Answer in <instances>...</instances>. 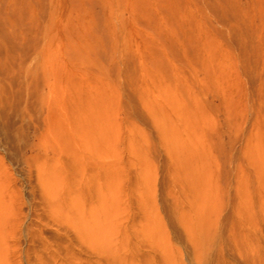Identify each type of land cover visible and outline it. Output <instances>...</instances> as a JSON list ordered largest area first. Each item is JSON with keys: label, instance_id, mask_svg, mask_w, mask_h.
Segmentation results:
<instances>
[{"label": "rangeland", "instance_id": "obj_1", "mask_svg": "<svg viewBox=\"0 0 264 264\" xmlns=\"http://www.w3.org/2000/svg\"><path fill=\"white\" fill-rule=\"evenodd\" d=\"M0 264H264V0H0Z\"/></svg>", "mask_w": 264, "mask_h": 264}]
</instances>
